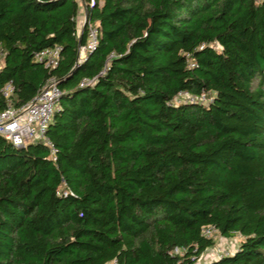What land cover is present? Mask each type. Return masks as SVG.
Masks as SVG:
<instances>
[{
  "label": "trees",
  "instance_id": "obj_1",
  "mask_svg": "<svg viewBox=\"0 0 264 264\" xmlns=\"http://www.w3.org/2000/svg\"><path fill=\"white\" fill-rule=\"evenodd\" d=\"M0 60V112L63 90L53 147L0 134V264H264V0H0Z\"/></svg>",
  "mask_w": 264,
  "mask_h": 264
},
{
  "label": "built area",
  "instance_id": "obj_2",
  "mask_svg": "<svg viewBox=\"0 0 264 264\" xmlns=\"http://www.w3.org/2000/svg\"><path fill=\"white\" fill-rule=\"evenodd\" d=\"M97 43V29L90 28V39L87 45L80 49V60ZM61 46L55 45L45 48L36 54V59L49 67H55L60 59ZM1 65V60H0ZM88 82V81H86ZM4 96L11 99L15 86L12 81L2 89ZM63 90L55 78L49 79L44 88L28 103L16 106L11 101L0 112V134L12 141L17 146L26 145L30 142H42L53 147L48 135V127L53 119L55 110L59 107ZM185 98H194L189 93H180L176 98L181 101ZM201 99H206L205 96ZM215 231L213 227H206L204 233L211 235ZM179 250V249H178Z\"/></svg>",
  "mask_w": 264,
  "mask_h": 264
},
{
  "label": "rangeland",
  "instance_id": "obj_3",
  "mask_svg": "<svg viewBox=\"0 0 264 264\" xmlns=\"http://www.w3.org/2000/svg\"><path fill=\"white\" fill-rule=\"evenodd\" d=\"M85 18L86 12L83 7L80 11L78 21L80 31L85 25ZM211 235L215 238V244L203 252L195 264H210L211 261L219 255L234 251L244 239L240 233H235V235L231 237H225L216 230Z\"/></svg>",
  "mask_w": 264,
  "mask_h": 264
},
{
  "label": "water",
  "instance_id": "obj_4",
  "mask_svg": "<svg viewBox=\"0 0 264 264\" xmlns=\"http://www.w3.org/2000/svg\"><path fill=\"white\" fill-rule=\"evenodd\" d=\"M84 7H85L86 16H87V8H86V6H84ZM85 21H86V18H85ZM84 29H85V25H84V27L82 28L81 35L83 34Z\"/></svg>",
  "mask_w": 264,
  "mask_h": 264
}]
</instances>
